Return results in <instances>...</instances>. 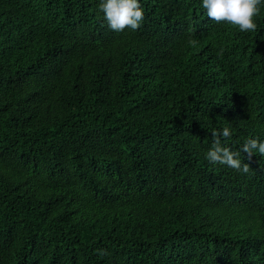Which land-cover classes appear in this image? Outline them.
<instances>
[{
	"label": "trees",
	"instance_id": "trees-1",
	"mask_svg": "<svg viewBox=\"0 0 264 264\" xmlns=\"http://www.w3.org/2000/svg\"><path fill=\"white\" fill-rule=\"evenodd\" d=\"M0 0V264H264V6ZM248 164L205 157L212 133Z\"/></svg>",
	"mask_w": 264,
	"mask_h": 264
},
{
	"label": "clouds",
	"instance_id": "clouds-1",
	"mask_svg": "<svg viewBox=\"0 0 264 264\" xmlns=\"http://www.w3.org/2000/svg\"><path fill=\"white\" fill-rule=\"evenodd\" d=\"M264 6V0H201V7L206 10V16L217 22L237 26L241 32H255L257 23L254 20ZM100 11L108 27L116 32L125 28L136 30L144 19V10L140 0H100ZM213 146L206 153V159L211 164L227 165L230 168L247 173L249 165H242L241 160L230 148L222 145V140L231 137L228 127L213 132ZM240 151L249 157L260 153L264 155V140L249 138L241 146Z\"/></svg>",
	"mask_w": 264,
	"mask_h": 264
}]
</instances>
